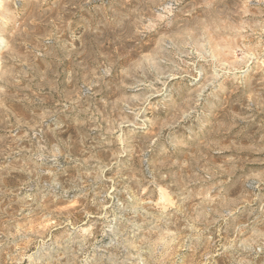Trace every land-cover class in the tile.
<instances>
[{
	"label": "rangeland",
	"instance_id": "rangeland-1",
	"mask_svg": "<svg viewBox=\"0 0 264 264\" xmlns=\"http://www.w3.org/2000/svg\"><path fill=\"white\" fill-rule=\"evenodd\" d=\"M0 264H264V0H0Z\"/></svg>",
	"mask_w": 264,
	"mask_h": 264
}]
</instances>
